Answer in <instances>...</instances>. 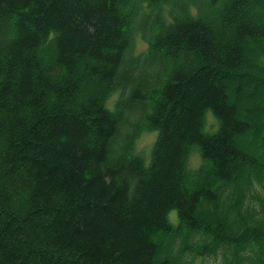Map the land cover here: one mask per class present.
<instances>
[{"label": "trees", "instance_id": "obj_1", "mask_svg": "<svg viewBox=\"0 0 264 264\" xmlns=\"http://www.w3.org/2000/svg\"><path fill=\"white\" fill-rule=\"evenodd\" d=\"M210 256L264 264V0H0V264Z\"/></svg>", "mask_w": 264, "mask_h": 264}, {"label": "rangeland", "instance_id": "obj_2", "mask_svg": "<svg viewBox=\"0 0 264 264\" xmlns=\"http://www.w3.org/2000/svg\"><path fill=\"white\" fill-rule=\"evenodd\" d=\"M135 38H136L135 51L137 53L145 51L146 48L148 47V43L143 39L142 35L140 33H137ZM180 61H179V64L181 63ZM119 94L120 92L116 91L108 98L107 107H109L110 109H114L115 103L119 98ZM217 129H218V121L216 117L214 116L213 112L211 110H208L205 116L204 131L207 133H213ZM157 136H158V131L144 129L140 131L138 137L135 140L134 152L135 154L139 155L144 160L146 165H149L151 162L153 147L155 145ZM243 141L245 142L244 139ZM201 164H202V154L200 150L198 148L192 149L189 154L188 161H187L188 170L192 173L197 168H199ZM208 208L209 206L207 207V209ZM203 209L205 210V208ZM218 211L223 212L222 209H219ZM169 218L174 224H177L178 223L177 211L176 210L171 211L169 214ZM162 248H163L162 249L163 254L161 255L162 258L169 257L171 254L169 253L170 246L167 243H164ZM181 264H188V263L183 262ZM194 264H221V258L219 257L215 258L211 256L206 257V258L198 257L195 259Z\"/></svg>", "mask_w": 264, "mask_h": 264}]
</instances>
